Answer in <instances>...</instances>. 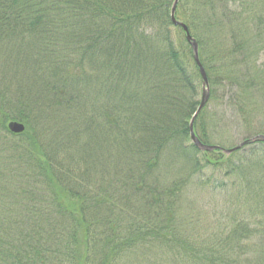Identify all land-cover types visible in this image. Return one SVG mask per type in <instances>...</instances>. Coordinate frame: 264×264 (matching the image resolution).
<instances>
[{
  "label": "trees",
  "instance_id": "16d2710c",
  "mask_svg": "<svg viewBox=\"0 0 264 264\" xmlns=\"http://www.w3.org/2000/svg\"><path fill=\"white\" fill-rule=\"evenodd\" d=\"M173 1L0 0V264H128L175 244L203 160L189 133L202 79ZM175 9L209 100L222 87L226 108L264 134V0ZM213 116L206 105L194 120L204 145ZM223 149L206 165L222 168ZM224 170L213 183L224 230L198 260L264 264V163Z\"/></svg>",
  "mask_w": 264,
  "mask_h": 264
},
{
  "label": "rangeland",
  "instance_id": "374dc122",
  "mask_svg": "<svg viewBox=\"0 0 264 264\" xmlns=\"http://www.w3.org/2000/svg\"><path fill=\"white\" fill-rule=\"evenodd\" d=\"M190 17L192 18V15ZM258 58H260L258 64L264 62V53L261 52V56ZM8 80V73L0 75V86L4 87ZM223 91L226 92L222 87L217 89L214 99L209 100L206 104L210 116L214 118L213 115H216L215 117L218 118L215 123L219 127V133L214 135L216 137L215 143L206 146L223 147V150H228L247 141L245 138L250 140L256 137L258 132H262V129L254 121L248 125L243 120L236 119L233 112L226 108V98L223 97ZM199 100H201V96ZM252 129L255 131L251 132ZM259 147L256 141L249 142L230 154L223 152L224 160L243 165L264 163L263 154L257 153L256 150ZM213 150H201L199 153V159L203 160L201 162L203 170L200 175L196 174V176H201L198 178V183L194 184L188 191L183 205L186 219H184V226L175 229V233L178 235L175 244L171 247L166 246L162 250H135L129 256L128 264H206L205 262L200 263L198 258L206 257L207 248L210 245V242L207 241H211L213 235L220 234L224 230L226 222L219 213L221 208L225 206L224 203L227 198L224 193L221 194L219 188L215 189L213 183L215 179L223 178L227 162L223 164L222 168L206 165L207 160L216 159L214 156L216 153ZM204 163L206 166L203 165ZM178 239L185 241V246L182 247ZM120 262L121 260L116 264ZM61 264H73V262L64 261Z\"/></svg>",
  "mask_w": 264,
  "mask_h": 264
},
{
  "label": "water",
  "instance_id": "95a60500",
  "mask_svg": "<svg viewBox=\"0 0 264 264\" xmlns=\"http://www.w3.org/2000/svg\"><path fill=\"white\" fill-rule=\"evenodd\" d=\"M179 0H174L173 4H172V7H171V12H170V19L171 22L173 23V25L175 26H179L181 27L184 32L186 33V39L188 41V43H190L191 45V50L193 51V57H194V61L196 63V66H198V70H199V73L201 75V79H202V95H201V100H200V103H199V106L197 108V110L195 111L194 115L192 116L191 118V121H189V133H190V139H191V142L194 146H196L198 149L201 150H213L214 148H217V147H212V146H206V145H203L202 143H200V141L198 140V138L196 137L195 133L194 132V128H193V124H194V120L195 118L197 117V115L200 113V111H202V109L205 107V105L207 104L208 100H209V85H208V80H207V76H206V73H205V70H203L204 68L202 67L200 61L198 60V46H197V43H196V40H194L189 32H188V29H186V25L177 21L175 19V8H176V5L178 3ZM9 128L12 132H15V133H20L24 130V126L22 124H19V123H10L9 124ZM257 140H261V141H264V136H256L250 140H247V141H244L242 142L240 145H237L236 147H233L231 149H228V150H223L222 152L226 153V154H230L234 151H236L238 148L244 146L245 144L249 143V142H255Z\"/></svg>",
  "mask_w": 264,
  "mask_h": 264
}]
</instances>
